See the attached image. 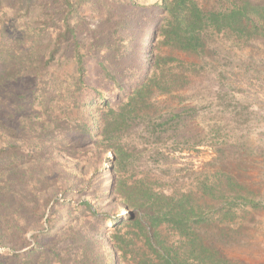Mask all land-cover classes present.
Segmentation results:
<instances>
[{
  "label": "trees",
  "instance_id": "obj_1",
  "mask_svg": "<svg viewBox=\"0 0 264 264\" xmlns=\"http://www.w3.org/2000/svg\"><path fill=\"white\" fill-rule=\"evenodd\" d=\"M17 1L26 14L37 5V0ZM92 1L55 0L51 5L53 12L36 28L39 39L48 38L46 51H18L15 58L7 42L14 39V43L16 39L2 32L8 39L0 42V52L13 58L15 70L8 78L0 77V89L6 94L2 106L7 110L5 119L0 117V135L21 141L1 145L0 153L13 151L23 156L32 149L36 152L29 153L32 155L28 158L40 160L46 144H61L58 148H65L63 151L71 159L90 156L88 163L96 171L109 162L114 175L106 203L113 210H104L84 190L85 199L75 204V210L86 218L89 231L73 233L69 245L53 248L48 258L54 264H245L227 257L216 242L239 233L255 214L263 213L264 197L218 164L186 172L184 183L169 191L161 179L139 166L143 153L131 133L138 124L151 129L150 136L156 135L157 125L151 113L153 99L187 89L194 76L206 71L208 42L213 37L226 36L244 43L264 41V0H221L210 10L203 9L199 0H160L154 5L161 18L152 39L147 72L123 93L124 98L113 101L101 97V126L97 133L85 112L80 113V119L70 113L73 109L81 111L79 96L89 87L84 53L87 47L79 41L74 21L79 8ZM3 3L0 0V6ZM175 53H183L199 63L180 60ZM66 54L70 56L65 57ZM66 61L73 64L74 73L70 89L60 94L55 87L51 89L50 82L39 80L36 72L62 68ZM100 65L105 78L123 90L117 75L103 63ZM11 81L22 83L21 87L8 88ZM183 115L176 114L173 120ZM159 126L164 127L165 123ZM177 137H181L182 144L193 140V145L198 146L203 142V138L196 140L191 133ZM32 139L34 142L29 143ZM19 163L2 172L0 180L5 175L9 180L6 178L0 192L27 197L21 188L29 187L28 170L19 173ZM18 183L24 186L19 187ZM57 183L58 179L53 184L55 195L65 194L66 190L60 191ZM34 192L29 212L39 222L50 200L35 196ZM29 222L24 217L14 221L5 217L0 233L10 229L24 233ZM103 231L108 237V248L96 238ZM6 235H0L3 247L11 244ZM38 252L39 249H32L27 258Z\"/></svg>",
  "mask_w": 264,
  "mask_h": 264
},
{
  "label": "rangeland",
  "instance_id": "obj_2",
  "mask_svg": "<svg viewBox=\"0 0 264 264\" xmlns=\"http://www.w3.org/2000/svg\"><path fill=\"white\" fill-rule=\"evenodd\" d=\"M220 1L199 0L205 10L212 9ZM54 2L37 0V5L26 14L18 1L4 0L0 6V28L6 30L0 29V42L5 43L8 39L2 32L16 39L14 43V39L7 42L12 56L16 58L18 51L28 49L46 51L48 38L39 39L36 28L41 27L47 19L45 16L53 12L51 5L54 6ZM158 3L160 0H93L79 8L74 23L79 41L87 47L84 53L89 87L79 96L81 111L80 108L73 109L70 113L79 118L80 113L85 112L95 133L101 126V97L113 101L124 98L123 93L147 72L152 39L161 18L154 8ZM175 57L199 63L183 53H175ZM12 61L13 58L0 52V77L15 74ZM205 62L206 71L194 76L187 89L153 99L151 113L157 125L156 138L150 136L151 129L135 125L131 134L138 139L139 150L143 153L139 166L150 176L161 179L163 186L172 191L184 183L186 172L218 164L264 197V41L244 43L226 36L213 37L208 42ZM100 63L117 75L123 90L105 78ZM56 68L36 74L39 80L50 82L51 89L58 90L56 93L63 94L70 89L73 64L66 61L62 68ZM8 84V88L18 89L22 83L11 81ZM0 95V117L4 118L7 113L2 106L6 99L4 90L0 89ZM183 113L181 118L173 120L174 115ZM163 123L164 127L159 126ZM183 133H191L196 140L203 138L202 144L194 146L193 140L182 144L177 134ZM33 142L32 139L29 143ZM11 143L20 144L21 141L0 135V146ZM60 146L46 144L40 160L28 158L32 155L29 153L36 152L32 149L24 150L23 156L13 151L0 153V178L3 171L21 160L18 172L27 169L29 175V187L18 183L22 191L25 189L27 197L0 192V223L5 217L13 221L20 217L30 219L24 233L13 229L5 231L11 244L8 247L0 245V264H54L47 256L53 248L69 245L71 235L78 230L89 231L86 218L75 210V204L85 199L84 190L94 202L104 206V210H113L106 205L114 179L109 170L110 163H104L96 171L88 163L90 156L71 159L63 151L65 148H58ZM6 178L0 180V187ZM56 179L60 191H67L65 194L55 195L53 184ZM13 180L17 181V178L13 177ZM32 191L35 196L50 200L46 202L45 216L39 222L29 212L33 207ZM96 238L108 248L104 231ZM20 240H23L21 246ZM216 245L230 259L245 264H264V212L255 214L239 233L216 242ZM34 248L39 252L27 258Z\"/></svg>",
  "mask_w": 264,
  "mask_h": 264
}]
</instances>
